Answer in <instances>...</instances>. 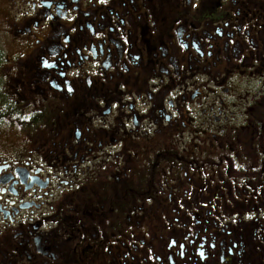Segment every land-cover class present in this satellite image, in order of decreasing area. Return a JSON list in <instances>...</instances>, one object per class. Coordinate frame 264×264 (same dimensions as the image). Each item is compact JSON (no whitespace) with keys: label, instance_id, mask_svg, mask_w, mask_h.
I'll return each instance as SVG.
<instances>
[{"label":"flooded vegetation","instance_id":"flooded-vegetation-1","mask_svg":"<svg viewBox=\"0 0 264 264\" xmlns=\"http://www.w3.org/2000/svg\"><path fill=\"white\" fill-rule=\"evenodd\" d=\"M0 264H264V0H0Z\"/></svg>","mask_w":264,"mask_h":264}]
</instances>
